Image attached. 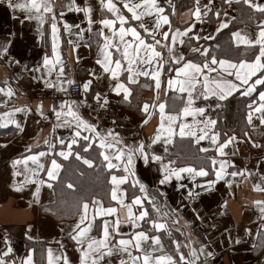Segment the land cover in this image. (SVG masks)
I'll list each match as a JSON object with an SVG mask.
<instances>
[{"label":"snow or ice","instance_id":"obj_1","mask_svg":"<svg viewBox=\"0 0 264 264\" xmlns=\"http://www.w3.org/2000/svg\"><path fill=\"white\" fill-rule=\"evenodd\" d=\"M0 6L8 10L13 23L19 24L21 29L26 22L36 21L44 47L40 61L29 67L10 53L14 40L23 35L22 32L9 30L0 39V59L9 58V63L20 66L17 80L30 73V79L42 83L46 89L68 93L75 85L82 92L79 99L62 98L58 104L54 102L51 117L44 112L41 102L35 111L45 120L53 119L51 139H43L45 150H40L38 139L35 150L27 145L29 154L12 161L13 168L23 163L32 176L37 177L35 180L26 178L24 182L36 184L32 192L36 203L40 202L41 186L52 189L68 180L67 176H62L68 169L58 162L59 158L82 161L87 166V169H78V177L67 182L64 189L79 193L73 200L74 223L68 226L67 232L63 226H58L59 232L79 254L75 264H211L214 253L209 244L193 240L192 233L186 231L196 220L204 221L197 203L212 194L221 181L231 187L232 178L237 176L259 175L253 188L264 193V170L260 168L264 155L257 159L254 170L247 167L237 170L235 161L229 159L235 151L228 150L241 140L264 149V143L252 136L253 132L264 135V0H220L219 3L192 0L190 22L182 29L172 28L173 0H98L95 8L89 0L83 3L77 0H0ZM241 10L247 12L248 22H254L253 28L233 30L231 26L237 16L231 13ZM97 11L99 17L95 15ZM66 13H82L83 20L69 22ZM96 24L100 27L95 32L98 40L94 64L99 66V71L95 67L87 69L89 78L77 81L65 72L66 52L61 51V32L77 38L67 41L77 50L85 33H92ZM45 25L50 35V51L49 41L45 40ZM224 30H228L229 48L235 56L223 52L217 41ZM83 46L92 48L91 43ZM75 58L77 63L84 59L79 53ZM103 79L109 81V91L120 97L117 103L131 106L133 86L154 93L138 105L142 115L138 127L144 128L158 117L147 143L144 139L125 143V138L114 128H102L98 118L92 121L84 117L81 109L91 108L89 94L99 109L109 106L108 94L93 88L94 81ZM161 93H164L163 100ZM16 94L17 89L10 81L0 83V127L14 125L23 133L25 125L16 114L27 116L33 109L27 105L10 106ZM237 95L245 98L243 129L239 135L236 129H226L219 123L220 112ZM112 123L115 124L114 119ZM58 129H66L68 135H57ZM177 137L181 141L194 140L197 145L208 141L207 146L198 149L205 154L198 166L180 164L179 158L167 155ZM158 143L164 154L153 150L152 146ZM209 152L213 155H208ZM41 158L48 159L47 167ZM29 162L35 167L28 168ZM138 165L145 173L155 169L153 184L140 175ZM94 168L106 172L103 197L92 194L85 184L77 182L86 177L88 169ZM40 172L45 173L47 179L38 178ZM167 186H173L180 194L175 207L170 206ZM253 203L260 213L259 225L255 233L245 228V234L255 235L251 250L260 254V264H264V199ZM189 205L192 220L184 219L182 211ZM47 211L62 218L58 208L50 207ZM181 220L184 223L178 226ZM31 227L29 225L25 232L28 240L33 239L29 235ZM177 233L183 239H178ZM228 238L237 245L243 243L239 235L233 238L229 234ZM3 242L0 264H36L35 249L29 248L26 255L17 258L7 234ZM56 243L58 254H54L51 247L46 250L47 264H74L65 250V240Z\"/></svg>","mask_w":264,"mask_h":264},{"label":"crops","instance_id":"obj_2","mask_svg":"<svg viewBox=\"0 0 264 264\" xmlns=\"http://www.w3.org/2000/svg\"><path fill=\"white\" fill-rule=\"evenodd\" d=\"M62 2V0H61ZM78 3H83V0H77ZM89 2L95 7L98 5V0H89ZM217 3L220 0H216ZM188 8H184L181 11H176L175 15L170 17L172 28H183L190 22V12ZM237 7V6H234ZM232 15L237 16L242 21L237 28L254 27V22L247 21V12L232 11ZM100 16L99 11L95 14ZM65 18L69 22H79L83 20L82 13H66ZM85 26V25H82ZM100 27L99 24L93 25L92 33H85L84 39L80 41L81 47L77 50L73 49L72 44H68L69 39H77L74 36H69L66 33L61 32V51L66 52L65 59L67 67L65 72L67 76L75 78L77 81L88 79L87 69L95 67L99 71V66L94 64L97 56L96 42L98 37L95 32ZM199 27V26H198ZM13 30L17 33H23L18 35L13 42V46L10 49L12 57L20 59L22 64H27L29 67L35 65L40 61L41 55L44 51V47L39 37L37 30V22H26V26L21 29L19 24H14L11 20L8 10L3 6H0V39L9 31ZM211 30V29H209ZM107 31V30H105ZM47 25H45V40L49 41L50 51V35ZM85 43H91L92 48L89 50L84 47ZM79 53L84 57L82 61L77 63L76 55ZM9 58L0 59V83L5 80L10 81L17 89V94L12 98L10 106H31L32 112L25 116L23 113L16 114V118L21 120L25 125V130L21 133L15 128L14 125H8L7 127H0V249L4 247L3 238L7 236L12 241V247L14 249V255L19 258L23 257L27 253V249L33 248L34 260L36 264H47V248L51 247L54 250V254H58L59 247L56 243L57 240L64 239L66 242V251L69 257L73 260L74 264L78 259V252L74 249L71 242H68L66 237L59 232L58 226H63L65 232L68 231V226L74 223V207L71 200L62 199L61 186L66 185L71 179L65 180L63 185H57L56 187L49 189L46 185L41 186L40 202H34L32 192L35 191V183H24L26 178L33 180L37 177H33L31 172L25 168L21 163L13 168L12 161L14 159H22L23 156L28 155L26 152V146L32 145L35 150L36 141H41L40 150H45L42 144L43 139H51V125L53 119L45 120L38 112L35 111L36 107L42 102L44 112L51 117L52 102L47 100H41L35 97L34 93L37 90L46 89L42 83L32 81L30 79L31 74L25 73L24 78L17 80L20 75V66L15 63H9ZM143 81V78H142ZM93 88L95 91L101 93H107L110 104L108 107L120 116L127 117L130 121L139 125L142 121V115L138 110V105H141L145 100L150 99L154 93L146 88L139 86H133V97L131 106L127 103H117L120 97L109 91V81L107 79L94 81ZM164 93H161V100H163ZM55 103H59V100ZM88 103L97 106L93 101L91 94L88 97ZM6 110V109H2ZM86 119L96 121L93 117L85 116ZM191 117L188 118L191 121ZM48 121L49 125L46 127L41 126V123ZM158 117L150 120L149 124L140 128L142 130V136L140 139H144L147 143V137L153 133L155 126L157 125ZM102 127V126H101ZM105 128V127H102ZM242 130L237 134L239 135ZM59 136H66L68 132L66 129H58L56 132ZM253 138L259 142L264 143V135L256 132L252 133ZM134 140H125V143H132ZM7 145V147H4ZM208 145V141H202L199 145L194 140L189 142L186 138L183 141L179 137L176 138V142L169 146V153L173 159H178L180 164H190L192 166H198L202 162V157L205 155L198 151L200 147ZM153 150L157 154H164L162 146L158 143L152 146ZM229 151H235V155L230 156L229 159L235 161L237 170L239 168L247 167L254 170L256 167V161L264 155V149H257L252 146L251 142L247 140H241L235 148L229 146ZM208 155H213L209 152ZM70 159L69 161H73ZM41 162L45 163L47 167L50 163L47 158H41ZM58 162L65 164L63 158H59ZM82 164V161H77ZM83 166V164H82ZM86 166V165H84ZM35 167L31 162L28 164V168ZM87 167V166H86ZM140 175L143 176L150 185L155 180V169L150 173L143 172L141 166ZM261 170H264V164L260 165ZM231 170V169H229ZM14 172H19L20 175H13ZM63 176V172H62ZM38 178L47 179L45 173H38ZM200 179V178H198ZM233 179L231 187L225 182L218 183L216 190L206 195L201 201H199L196 207L200 210L201 215L204 217V221L201 223L196 220L194 225L186 231L192 233L193 240L205 242L209 244L210 250L214 253L210 258L211 264H260L261 257L258 252L251 250V244L256 239L255 235L249 237L245 234V228H251L255 233L260 215L258 208L253 203L255 200L264 199V193L254 190L253 184L259 180V175L253 177H241L237 176ZM189 183L190 182L185 181ZM175 183V182H173ZM106 184V183H105ZM106 190H95L91 192L97 196L103 197ZM165 190L168 193L169 203L171 207H175L180 201V194L174 190L173 186H167ZM67 201V205L63 202ZM227 202L226 205L224 202ZM107 204V199L105 198ZM186 204L189 202L185 201ZM114 204V202H113ZM55 207L60 210L61 217L50 214L47 209ZM184 219H194L191 212V205L183 208ZM184 220H181L179 225H183ZM31 225L29 235L33 237L32 240H28L25 236V232H28V226ZM215 225V227H213ZM127 231V228L124 229ZM185 231V229H181ZM229 234L233 238L237 235L243 238V243L237 245L229 240ZM178 239H183L179 233L176 234Z\"/></svg>","mask_w":264,"mask_h":264},{"label":"trees","instance_id":"obj_3","mask_svg":"<svg viewBox=\"0 0 264 264\" xmlns=\"http://www.w3.org/2000/svg\"><path fill=\"white\" fill-rule=\"evenodd\" d=\"M175 7L178 8V11L183 10L184 8H188L192 6V0H175ZM242 21L238 18L237 15V21L236 23L231 26L233 27V30H235ZM217 41L221 44V50L229 55L235 56L236 53L232 51L229 48V34L228 30H224L223 34L221 36L217 37ZM214 43V42H213ZM244 99L240 96H235L234 98H231V103L229 106L222 112H220V125L222 127L233 128L236 129V131H240L243 129V117L242 113L244 112ZM95 155V153L93 154ZM66 168L68 169L67 172H63V176H67L71 180H75L79 172V170L87 169L86 166H82V164H79L77 161H65ZM105 176L106 172L102 171L100 169H88L86 177L77 180L78 183H83L86 185V187L89 189L90 192H93L95 190H104L105 189ZM66 185L61 186L62 191V199L68 200V198L71 200V203L73 205V200L75 196H78L79 193H73L71 190L65 191ZM67 195L69 196L67 198Z\"/></svg>","mask_w":264,"mask_h":264},{"label":"built area","instance_id":"obj_4","mask_svg":"<svg viewBox=\"0 0 264 264\" xmlns=\"http://www.w3.org/2000/svg\"><path fill=\"white\" fill-rule=\"evenodd\" d=\"M35 97L41 100H47L52 103L60 100V99H79L82 96L81 90L75 85L70 88L68 93L60 92L58 90L53 89H41L37 90L34 93ZM91 108L84 107L81 109L84 117L90 116L95 120L99 121L100 126L102 127H112L116 131L120 132L121 135L125 138V140H137L142 136V130L138 127L137 124L130 121L127 117L117 115L113 109L107 107L106 109H99L96 105L90 104ZM113 119L115 120V124L112 123ZM49 125L48 121H44L41 123V126L46 127Z\"/></svg>","mask_w":264,"mask_h":264},{"label":"rangeland","instance_id":"obj_5","mask_svg":"<svg viewBox=\"0 0 264 264\" xmlns=\"http://www.w3.org/2000/svg\"><path fill=\"white\" fill-rule=\"evenodd\" d=\"M173 2H174V4H176V3H175V0H173ZM177 10H178V8L175 7V12H176Z\"/></svg>","mask_w":264,"mask_h":264}]
</instances>
